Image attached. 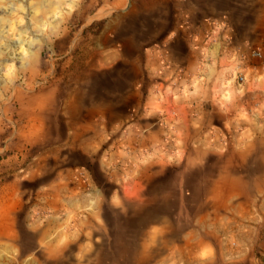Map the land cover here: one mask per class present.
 I'll list each match as a JSON object with an SVG mask.
<instances>
[{
  "label": "rangeland",
  "instance_id": "rangeland-1",
  "mask_svg": "<svg viewBox=\"0 0 264 264\" xmlns=\"http://www.w3.org/2000/svg\"><path fill=\"white\" fill-rule=\"evenodd\" d=\"M8 14L0 264H157L190 244L264 136V0H0Z\"/></svg>",
  "mask_w": 264,
  "mask_h": 264
},
{
  "label": "crops",
  "instance_id": "crops-1",
  "mask_svg": "<svg viewBox=\"0 0 264 264\" xmlns=\"http://www.w3.org/2000/svg\"><path fill=\"white\" fill-rule=\"evenodd\" d=\"M137 115L140 119L135 126L154 125V120L144 124L145 118L154 117V110L142 107ZM164 121L168 124L171 119L165 117ZM249 145L247 150L236 151L239 159L247 154L246 179L235 171L219 174L218 188L211 192L216 205L209 209L208 198L204 196L199 214L191 216L194 222L202 224L199 230L187 233L186 238L192 242L183 247L177 245L162 254L157 264H261L256 256L264 257V136L254 137ZM149 185L143 180V185L137 189V205H144V200L149 198L148 192L153 188ZM177 192L181 200L185 199L181 188ZM231 224L235 226V243L230 246L219 233L225 234ZM179 256L184 258L178 259Z\"/></svg>",
  "mask_w": 264,
  "mask_h": 264
},
{
  "label": "bare ground",
  "instance_id": "bare-ground-1",
  "mask_svg": "<svg viewBox=\"0 0 264 264\" xmlns=\"http://www.w3.org/2000/svg\"><path fill=\"white\" fill-rule=\"evenodd\" d=\"M9 16H7L6 18L3 19L2 24L0 26V41L4 40L5 44L7 47L11 46V42H10V31H13L14 26H13V20L10 17V14H8ZM9 26V29L6 31V35L2 36V32H3V28H6ZM3 38V39H2ZM2 54H5L4 52H2ZM75 116V115H74ZM79 117V116H78Z\"/></svg>",
  "mask_w": 264,
  "mask_h": 264
},
{
  "label": "built area",
  "instance_id": "built-area-1",
  "mask_svg": "<svg viewBox=\"0 0 264 264\" xmlns=\"http://www.w3.org/2000/svg\"><path fill=\"white\" fill-rule=\"evenodd\" d=\"M253 55H254V56H259L260 53L254 52ZM239 80H240L241 82H243V81H244V77H240Z\"/></svg>",
  "mask_w": 264,
  "mask_h": 264
}]
</instances>
